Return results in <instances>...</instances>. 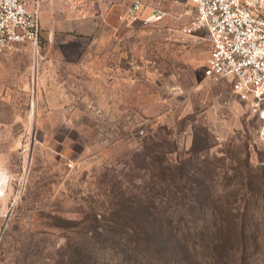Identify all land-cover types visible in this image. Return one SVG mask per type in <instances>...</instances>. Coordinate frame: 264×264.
Segmentation results:
<instances>
[{
	"label": "rangeland",
	"instance_id": "1",
	"mask_svg": "<svg viewBox=\"0 0 264 264\" xmlns=\"http://www.w3.org/2000/svg\"><path fill=\"white\" fill-rule=\"evenodd\" d=\"M162 4L0 51V264H264V97L207 77L193 4Z\"/></svg>",
	"mask_w": 264,
	"mask_h": 264
},
{
	"label": "built area",
	"instance_id": "2",
	"mask_svg": "<svg viewBox=\"0 0 264 264\" xmlns=\"http://www.w3.org/2000/svg\"><path fill=\"white\" fill-rule=\"evenodd\" d=\"M163 0L150 5L134 0L123 20L145 24L170 16ZM195 15L185 27L188 33L205 30L211 48L205 75L227 80L232 92L244 101L264 97V0H188ZM41 17L38 6L28 0H0V51L10 52L25 43L38 44ZM144 134L143 130L139 135Z\"/></svg>",
	"mask_w": 264,
	"mask_h": 264
},
{
	"label": "crops",
	"instance_id": "3",
	"mask_svg": "<svg viewBox=\"0 0 264 264\" xmlns=\"http://www.w3.org/2000/svg\"><path fill=\"white\" fill-rule=\"evenodd\" d=\"M127 1L28 0V3L30 7L38 6L40 9L41 37L47 43V40L57 39L60 35L90 37L116 28L123 20ZM130 1L131 4L134 0Z\"/></svg>",
	"mask_w": 264,
	"mask_h": 264
},
{
	"label": "trees",
	"instance_id": "4",
	"mask_svg": "<svg viewBox=\"0 0 264 264\" xmlns=\"http://www.w3.org/2000/svg\"><path fill=\"white\" fill-rule=\"evenodd\" d=\"M142 230L145 231V234H144V233H143V234H144L146 237H147V233H148L149 231H152V232L155 231V229H150V228L147 229L146 227H143ZM158 231H159V233H161V232L163 231V225L160 226V228L158 229ZM135 234L138 236L139 239H140V238H143V236H141V234H140L139 232L136 231ZM162 243H163V242H162ZM157 246L159 247V245H156V246H155V249H154V248H151V249L156 251V249L158 248Z\"/></svg>",
	"mask_w": 264,
	"mask_h": 264
}]
</instances>
